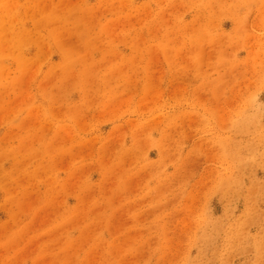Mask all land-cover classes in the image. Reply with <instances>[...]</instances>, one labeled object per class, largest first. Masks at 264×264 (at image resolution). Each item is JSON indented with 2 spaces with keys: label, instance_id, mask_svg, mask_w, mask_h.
<instances>
[{
  "label": "rangeland",
  "instance_id": "1",
  "mask_svg": "<svg viewBox=\"0 0 264 264\" xmlns=\"http://www.w3.org/2000/svg\"><path fill=\"white\" fill-rule=\"evenodd\" d=\"M0 264H264V0H0Z\"/></svg>",
  "mask_w": 264,
  "mask_h": 264
},
{
  "label": "bare ground",
  "instance_id": "2",
  "mask_svg": "<svg viewBox=\"0 0 264 264\" xmlns=\"http://www.w3.org/2000/svg\"><path fill=\"white\" fill-rule=\"evenodd\" d=\"M28 206V205H27Z\"/></svg>",
  "mask_w": 264,
  "mask_h": 264
}]
</instances>
